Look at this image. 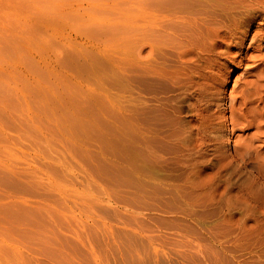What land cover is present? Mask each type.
<instances>
[{
	"label": "rangeland",
	"instance_id": "rangeland-1",
	"mask_svg": "<svg viewBox=\"0 0 264 264\" xmlns=\"http://www.w3.org/2000/svg\"><path fill=\"white\" fill-rule=\"evenodd\" d=\"M136 1L0 0V264L22 257L65 263L73 253L89 256L80 243L90 239L108 264H166L176 250L188 253L171 234L176 228L134 213L129 31ZM115 25L124 30L108 32ZM262 61L228 63L233 70L221 89L227 101ZM75 117L89 125L78 128ZM236 134L222 150L234 149ZM152 144L157 154L174 151ZM146 235L166 240L158 255Z\"/></svg>",
	"mask_w": 264,
	"mask_h": 264
},
{
	"label": "bare ground",
	"instance_id": "bare-ground-1",
	"mask_svg": "<svg viewBox=\"0 0 264 264\" xmlns=\"http://www.w3.org/2000/svg\"><path fill=\"white\" fill-rule=\"evenodd\" d=\"M130 29L135 216L176 228L171 234L188 255L178 248L166 264H264V67L254 64L253 78L228 101L221 90L233 70L228 63L264 60V0H137ZM236 132L234 149L222 150ZM152 143L174 151L157 154ZM146 236L158 255L166 240ZM206 243L218 252L206 253ZM80 244L90 255L71 251L66 264H108L93 239ZM60 258L55 264H65ZM25 261L43 264L40 257Z\"/></svg>",
	"mask_w": 264,
	"mask_h": 264
}]
</instances>
